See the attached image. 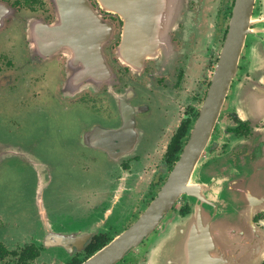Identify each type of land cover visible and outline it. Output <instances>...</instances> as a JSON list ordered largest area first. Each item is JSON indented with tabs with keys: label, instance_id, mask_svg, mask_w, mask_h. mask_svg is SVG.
<instances>
[{
	"label": "flooded vegetation",
	"instance_id": "af4514ba",
	"mask_svg": "<svg viewBox=\"0 0 264 264\" xmlns=\"http://www.w3.org/2000/svg\"><path fill=\"white\" fill-rule=\"evenodd\" d=\"M85 1L102 24L91 28L82 8L76 7L81 2L74 0H0V147L19 151L3 154L0 161L6 159L10 169L26 168L31 161L37 167L41 163L36 156L42 157L48 137L70 145L64 156L81 161L85 172L90 159L97 160V152L102 153L115 164L107 170L111 184L103 197L110 200L90 207L99 194L86 193L89 222L82 232L42 231L38 239H16L5 236L0 219V264H80L138 219L189 142L212 87L236 4V0H153L157 11L171 8L175 24L165 35L158 31L157 41H164L154 56L134 69L118 55L124 18L99 0ZM263 14L264 0H255L252 32L245 37L237 70L194 171L193 187L205 201L183 192L153 232L116 264H153V251L163 235L167 264H226L224 255L235 250V237L243 243L237 249L243 260L250 252V229L235 225L233 232L234 217L215 210L226 197L222 193L220 201L211 182L220 173L221 186L234 185L223 175L226 165L256 159L264 147V112L242 114L235 103L240 90H264V72L257 74L252 56V48L261 42L255 31L261 28ZM152 113L154 127L147 133L140 122ZM33 116L36 123L42 116L47 119L43 134L28 133ZM49 118L58 122L56 135ZM178 133L180 148L169 156ZM152 160L160 162L147 179ZM44 175L48 178L46 169ZM141 190L143 209L134 203ZM112 200L122 205L115 208L109 204ZM199 202L203 209L193 217ZM121 207L127 208L125 216ZM121 216L129 224L118 230ZM253 220L264 229V211ZM177 225L179 234L174 231Z\"/></svg>",
	"mask_w": 264,
	"mask_h": 264
},
{
	"label": "water",
	"instance_id": "95a60500",
	"mask_svg": "<svg viewBox=\"0 0 264 264\" xmlns=\"http://www.w3.org/2000/svg\"><path fill=\"white\" fill-rule=\"evenodd\" d=\"M74 1L76 3L81 2L76 7L82 8V12L88 18L86 23L91 24V28L97 24H102L94 16L92 6L87 1ZM99 1L107 10L118 12L126 21L118 55L123 62L131 65L134 69L143 65L146 58L154 56L157 45L160 41H164V38L157 41L158 31H164L163 35H165V32L168 33L175 24L173 22L175 14L171 8L166 12L157 11L153 0ZM254 1L236 0L234 15L222 48L212 87L189 142L167 181L134 223L80 264H116L153 232L183 192L194 193L198 199L205 201L201 191L195 190L193 187L195 185L193 175L199 156L208 140L207 137L210 134L212 124L221 110L228 85L237 70L245 37L252 32L250 26ZM259 22H261V28L256 29L255 32L261 34V42L258 43L259 52L256 61H254V69L258 72L257 74H262L264 72V14ZM102 66L105 69L104 63ZM107 70H110L108 65ZM235 103L239 106L242 114L262 113L264 112V90L262 87L240 90ZM0 152H2L0 156L3 158V154L6 156L5 154L18 153L19 151L12 146H5L0 147ZM223 175L229 177V184L234 185L221 186L223 184L222 174L219 173L215 176L211 183L216 184L214 189L220 194L219 200H222V193L226 197L219 206H215V210L219 211V215H232L234 217L232 220L233 232H235V225H245L251 231L250 252L244 257L245 261L242 257L243 252L237 250L240 246L243 247V243H240L241 240H236L237 237H235L233 239L235 250L224 255L226 264H260L264 259V229L254 222L253 216L257 212L264 211V147L256 159L245 160L239 165H226V174L223 173ZM203 202L197 203L193 217L197 214L200 215ZM231 211L234 212L231 213ZM249 225L250 227H248ZM179 229L180 227L177 225L174 231L179 234ZM174 237L178 239L177 234ZM166 244V240L163 238L154 249L153 264H167ZM219 256L221 257V253ZM239 257L240 259H238Z\"/></svg>",
	"mask_w": 264,
	"mask_h": 264
},
{
	"label": "rangeland",
	"instance_id": "374dc122",
	"mask_svg": "<svg viewBox=\"0 0 264 264\" xmlns=\"http://www.w3.org/2000/svg\"><path fill=\"white\" fill-rule=\"evenodd\" d=\"M258 46L256 44L252 48L254 61L258 57ZM152 116L153 113L141 118L140 125L147 133H151L154 127ZM30 120L33 126L29 128L28 133L30 132L31 136H35L36 131L38 134H43L46 127L44 121L47 119L42 116L40 122L36 123L33 116ZM49 122L53 125V128L51 127L53 134L56 135L58 122L51 118ZM45 144L41 150L42 157L36 156L41 163L37 167L32 165L31 161L27 163L26 168L14 165L15 169L14 167L10 169L6 159L0 161V219L5 223L6 237L38 239L37 234L42 231L67 233L85 231L87 230L85 226L89 222L86 219L88 212L87 203L85 204L86 193L99 194L92 198L90 207L100 206L104 201L107 203L110 200L108 197L103 198L111 184L107 170L115 166L110 158L97 152L98 159L93 161L90 159L89 172H85L81 169V161L75 162L74 159H67L64 156V152L71 148L70 145L57 143L53 137H48ZM56 152L58 154H55ZM152 161V166L146 170L147 179L156 168V163L160 162ZM40 167L41 169L38 170L37 168ZM45 169L48 171V178L44 175ZM147 179L143 181V186H140L142 189L144 182L147 184ZM72 193H74V199L69 200ZM76 195H80L81 198L76 199ZM138 196L134 199V203H137L139 209H143L146 205L141 204L142 190ZM109 204L114 205L115 208L122 205L120 200L115 203L112 200ZM42 209L44 213L41 212ZM120 210L122 216L128 213L125 207H121ZM122 216L116 221L118 230L129 224ZM161 238H164V235ZM62 256L66 257L65 254Z\"/></svg>",
	"mask_w": 264,
	"mask_h": 264
},
{
	"label": "trees",
	"instance_id": "16d2710c",
	"mask_svg": "<svg viewBox=\"0 0 264 264\" xmlns=\"http://www.w3.org/2000/svg\"><path fill=\"white\" fill-rule=\"evenodd\" d=\"M180 138L181 135L178 133L170 146V153L168 154L169 156H173L174 153L179 150L181 144Z\"/></svg>",
	"mask_w": 264,
	"mask_h": 264
}]
</instances>
